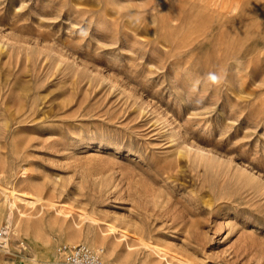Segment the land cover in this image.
<instances>
[{"label":"rangeland","instance_id":"374dc122","mask_svg":"<svg viewBox=\"0 0 264 264\" xmlns=\"http://www.w3.org/2000/svg\"><path fill=\"white\" fill-rule=\"evenodd\" d=\"M8 225L24 258L264 264V0H0Z\"/></svg>","mask_w":264,"mask_h":264},{"label":"built area","instance_id":"2783aa9c","mask_svg":"<svg viewBox=\"0 0 264 264\" xmlns=\"http://www.w3.org/2000/svg\"><path fill=\"white\" fill-rule=\"evenodd\" d=\"M7 227L3 226L1 229L4 230ZM5 237L7 238V235ZM6 240L0 239V248L5 247ZM57 254L63 264H113L103 258L102 250L93 249L84 244H62L57 248Z\"/></svg>","mask_w":264,"mask_h":264},{"label":"crops","instance_id":"0c3cea01","mask_svg":"<svg viewBox=\"0 0 264 264\" xmlns=\"http://www.w3.org/2000/svg\"><path fill=\"white\" fill-rule=\"evenodd\" d=\"M19 250L0 251V264H63L62 259L57 252L50 251L47 254H42L39 257L20 256Z\"/></svg>","mask_w":264,"mask_h":264},{"label":"bare ground","instance_id":"6f19581e","mask_svg":"<svg viewBox=\"0 0 264 264\" xmlns=\"http://www.w3.org/2000/svg\"><path fill=\"white\" fill-rule=\"evenodd\" d=\"M9 195H11V194H9ZM8 195V196H9ZM13 197V196H12ZM10 198V197H9ZM9 200H11V199H9ZM24 200V199H23ZM25 201V200H24ZM22 202V201H21ZM26 202H27V200H26ZM30 203V202H29ZM28 203V204H29ZM12 204V203H11ZM13 204H14V202H13ZM12 204V206H16L17 207V205L15 204V205H13ZM10 205V204H9ZM11 206V207H12ZM10 207V208H11ZM17 209H19V208H17ZM20 210V209H19ZM18 210V211H19ZM20 212V211H19ZM10 214V213H9ZM12 215H13V212H11V214H10V218L12 217ZM22 215H23V213H22ZM10 218H8V220H10ZM55 221V220H54ZM10 224H11V222H10ZM8 229L10 230V226L8 225V227L7 228H4V230H0V234H1V236H0V239H7L8 238V233H9V231H8ZM112 231V230H111ZM113 232H114V230H113ZM5 235H7V238L5 237ZM105 238H103V237H101V236H99V237H97V243H101V241L103 242V240H104ZM104 243V242H103ZM8 246V245H7ZM108 246V248H109V254H111V255H114V258H115V262L117 263V264H132L133 263V261L131 260V258L129 257V256H127L126 254H124V253H121V252H119L118 250H116V248H115V245H113V244H109V245H107ZM155 249V248H154ZM154 251V250H153ZM155 252V251H154Z\"/></svg>","mask_w":264,"mask_h":264},{"label":"clouds","instance_id":"9594fccd","mask_svg":"<svg viewBox=\"0 0 264 264\" xmlns=\"http://www.w3.org/2000/svg\"><path fill=\"white\" fill-rule=\"evenodd\" d=\"M208 79H210L213 83H217L219 80L215 74H209Z\"/></svg>","mask_w":264,"mask_h":264}]
</instances>
